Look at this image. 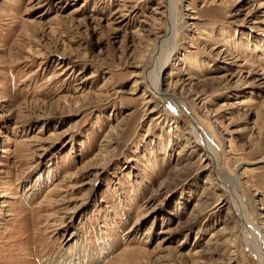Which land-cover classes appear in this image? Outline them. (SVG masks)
I'll list each match as a JSON object with an SVG mask.
<instances>
[{"label": "rangeland", "instance_id": "1", "mask_svg": "<svg viewBox=\"0 0 264 264\" xmlns=\"http://www.w3.org/2000/svg\"><path fill=\"white\" fill-rule=\"evenodd\" d=\"M165 2L0 0V264H259L264 0H172L162 99Z\"/></svg>", "mask_w": 264, "mask_h": 264}, {"label": "bare ground", "instance_id": "2", "mask_svg": "<svg viewBox=\"0 0 264 264\" xmlns=\"http://www.w3.org/2000/svg\"><path fill=\"white\" fill-rule=\"evenodd\" d=\"M124 2H126V1H124ZM165 3H166L165 5H167V8H166L167 16H165L166 14L164 15L165 16V22L167 23V26L165 25V27H166L165 28V35L163 36L164 38L162 37L163 39L160 41V44L158 47V56H157V58H155L154 62L152 64H150L149 71L147 70L148 73H147V75H145L146 79L148 80V93L151 95H154V96L158 95L162 99L165 96H164V94H162L163 93V87L161 84V77H162L163 73H165L164 72L165 64L168 63V61L166 62V59L168 57H170V55H172V54H173V56L175 55V49L177 47L176 46L177 44L175 45V43H176L175 42V30H176V26L178 24L177 23V15H176L175 9L173 7L172 0L171 1L167 0V2H165ZM166 10L164 9V11H166ZM175 99H173L174 101L172 102L171 98H170V100L168 98H165V101L166 102L168 101V103L170 102V104H172L171 107L174 109H177L179 107L178 106L179 104L175 102ZM179 110H180V112L186 111L185 109H183V107H180ZM189 119H190V122L192 124L191 133L195 139L194 144H196V146L200 147L203 150V152H204L203 154L206 157V160H209V163L211 164V165L210 164L209 165H210L212 171L214 172L213 173L214 174V183H215L216 187H218V190L221 193H223L221 196L224 195L227 197V200H225V198L221 200L220 205H222V203L226 202L228 205H230L232 207L233 212H231L229 210L230 208H228L227 214L234 216V225L238 229V231H240L241 233L245 232V228H247V226L254 227V228L257 227L256 224L253 222V220L249 218V216L245 210L241 209L239 211L238 203H237L238 202L237 197H234V191L231 189V187H234L233 185L237 182L238 176L233 175V176H228V177L223 178L222 176L219 175V172H218L219 158L217 155L218 152L216 153V151L211 147V145L209 143L210 142L209 137H207L205 134H203V132L200 131V129H198V127H197L198 125H197V122L195 121V119L191 115H190ZM186 148L189 149L188 146H186ZM209 178H210V176H209ZM226 203L223 206H225ZM244 239H245V237H244ZM252 239H254V238H252ZM259 241L260 242H257V244H256V242H254L252 244V247H253L252 249H254L253 252H254V255H255L258 263L264 264V235L263 234H260V240ZM248 244L251 245V243L249 241H248Z\"/></svg>", "mask_w": 264, "mask_h": 264}]
</instances>
